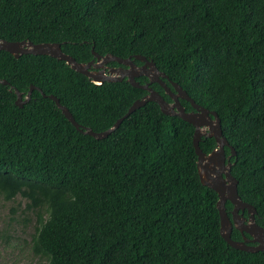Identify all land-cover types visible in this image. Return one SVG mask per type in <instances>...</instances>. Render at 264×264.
Wrapping results in <instances>:
<instances>
[{
	"label": "trees",
	"instance_id": "1",
	"mask_svg": "<svg viewBox=\"0 0 264 264\" xmlns=\"http://www.w3.org/2000/svg\"><path fill=\"white\" fill-rule=\"evenodd\" d=\"M0 40L58 43L78 63L92 60V47L100 56L152 61L217 114L236 152L238 195L264 227V0H0ZM0 79L8 83L0 84V194L25 198L35 212L38 264H264V252L221 238L217 195L200 183L190 124L148 102L96 140L37 90L19 108L9 89L53 95L96 133L144 90L126 81L96 86L63 61L4 51ZM149 87L170 103L159 84ZM199 147L208 154L215 142L202 138ZM231 239L241 240L237 230Z\"/></svg>",
	"mask_w": 264,
	"mask_h": 264
},
{
	"label": "water",
	"instance_id": "2",
	"mask_svg": "<svg viewBox=\"0 0 264 264\" xmlns=\"http://www.w3.org/2000/svg\"><path fill=\"white\" fill-rule=\"evenodd\" d=\"M0 51L7 52L15 59L21 55L48 56L57 61H63L71 70L85 76L92 84L100 86L108 82H121V78H116L114 74L125 76L126 82L133 88L144 90L147 94L141 99L136 100L128 108L127 112L107 130L103 132H93L90 128L79 126L73 119L67 108L59 103V100L53 95H44L42 91L34 86H30L27 93L22 94L10 87L16 96L15 105L21 108L30 100L34 90H37L43 98H49L60 110L66 120L81 134L88 135L96 140L106 138L116 130L121 122L131 113L148 102L155 103L162 114L166 116H175L182 121L190 124L193 129L192 145L196 155V169L200 183L214 191L217 195L216 210L219 217V234L224 242L233 249L247 253L264 252V227L255 222L256 210L250 204L243 202L237 192V180L231 174L233 163L231 157L236 156L235 150L228 144L222 136L220 120L213 111H208L197 105L182 88L171 82L168 77L159 72L152 61L143 56L135 55L122 59L110 54L100 56L91 48L92 60L88 63H78L72 57L62 52L58 43H39L33 44L30 41L8 42L0 40ZM136 60L141 63L137 66L133 63ZM114 62L125 69L111 70L110 75H106L102 69L103 65ZM92 69V70H91ZM145 77L147 82L139 84L135 81L136 77ZM167 80L173 88L171 92L163 82ZM153 83L159 84L170 98V103L166 102L161 95L152 90L149 86ZM0 84L7 86L5 80L0 79ZM180 100L188 102L191 111L186 112L181 106ZM202 138H212L215 147L205 154L199 147ZM225 148L229 150V155L225 154ZM229 202L232 209L227 212L225 204ZM246 213L247 218L243 216ZM232 229L239 233H245L249 238L243 237V240L234 241L231 239Z\"/></svg>",
	"mask_w": 264,
	"mask_h": 264
},
{
	"label": "rangeland",
	"instance_id": "3",
	"mask_svg": "<svg viewBox=\"0 0 264 264\" xmlns=\"http://www.w3.org/2000/svg\"><path fill=\"white\" fill-rule=\"evenodd\" d=\"M28 204V200L19 195L5 200L0 194V264H38L41 261L31 251L36 214Z\"/></svg>",
	"mask_w": 264,
	"mask_h": 264
},
{
	"label": "flooded vegetation",
	"instance_id": "4",
	"mask_svg": "<svg viewBox=\"0 0 264 264\" xmlns=\"http://www.w3.org/2000/svg\"><path fill=\"white\" fill-rule=\"evenodd\" d=\"M114 62H109V63H106V64H104L103 65V67H102V69H103V71H104V73L106 74V75H110V71L111 70H118V69H125L124 67H122V66H120V65H118V64H116V63H114V64H116V65H114L113 64ZM92 70V69H91ZM114 76H116V78H121V81H126V77L125 76H120V75H117V74H114ZM140 77H142V76H139V77H136L135 78V81H136V79H138V78H140ZM147 82V81H146ZM145 82V83H146ZM144 83V84H145ZM245 213V212H244ZM244 213H243V216H244ZM246 214V213H245ZM245 218H247V215H246V217ZM239 235H240V239L241 240H243V237H247V238H249L245 233H243V234H241V233H239Z\"/></svg>",
	"mask_w": 264,
	"mask_h": 264
}]
</instances>
